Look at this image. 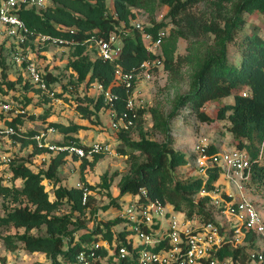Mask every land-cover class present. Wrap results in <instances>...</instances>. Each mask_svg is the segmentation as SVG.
Returning a JSON list of instances; mask_svg holds the SVG:
<instances>
[{"label": "trees", "instance_id": "obj_1", "mask_svg": "<svg viewBox=\"0 0 264 264\" xmlns=\"http://www.w3.org/2000/svg\"><path fill=\"white\" fill-rule=\"evenodd\" d=\"M51 1L52 4L44 9L22 7L19 16L36 33L74 41L68 46L70 54L66 63V68L71 71L70 85L84 83L90 90L94 84H101L103 90L118 95L111 106L102 90L99 89L97 95L86 92L76 105L83 118L101 124L102 111L108 110L111 117L113 110L118 114L126 110L129 94L116 79V62L124 70L136 72L144 61L157 57L147 50L143 32L134 24L139 10L153 16L159 7L167 6V17L172 26L162 45L164 68L171 73L170 80L188 81V89L177 91L174 95L169 111L157 104L145 108L140 103L134 124L129 129H113L117 133L119 153L128 155L129 169L119 182L120 199L112 198L103 206L105 210L119 206L125 195L136 194L144 187L153 198L168 202L176 209H187L189 214L197 210L209 216L207 205L211 197L202 196L196 202V195L202 188H214L221 168L209 167V178L205 184L201 174L178 178L176 169L186 165L188 158L174 147L172 124L183 108L196 113L201 121L212 122L214 118L203 107L209 101L228 97H232L233 101L218 108L216 118L227 122L236 141L234 148L251 153L253 163L249 182L258 181L264 187V155L257 158L264 141V28L252 25L248 20V15L253 13L264 14V0H113V11L107 0ZM165 25V21L158 22L152 17V26H145V29L156 36ZM112 34H118L123 41L120 57L115 62L96 55L93 57L87 40L91 37L107 39ZM180 38L187 41L185 54L176 53ZM4 41L0 43V53L3 49H13L14 52L15 45H9L5 38ZM47 47L43 43L30 44V51L39 68L36 54L38 57ZM0 62L3 64V61ZM182 68H185L186 76ZM0 72L1 94L12 93L20 97L21 88L32 94L30 96H47L26 75L11 79L4 68ZM41 72L50 87L59 78L51 71L41 69ZM246 90L248 95L243 94ZM55 96L61 97L63 93H55ZM27 98L23 106L25 109L31 102V97ZM25 113L11 114L12 117L3 119L5 125L17 130L18 134L11 136L29 155L15 157L9 162L11 184L4 183L5 177L0 176L3 208L0 213V237L9 250L22 245L30 252L45 253L51 264H72L77 253L100 234L112 239L119 218L106 221L97 218L100 207L96 206L92 191L100 185L91 184L84 178L83 187L68 186L63 183L60 171L71 159H80L82 169L92 166L102 153H95L91 158L70 155L67 151L53 154L47 147L38 145L34 138L39 131L37 128L20 131L23 125L20 118ZM50 113L45 110L41 115L42 126L55 127L60 135L58 142L86 146L78 135L84 128L82 123L50 119ZM146 113L151 115L152 131L163 135V141L152 138L144 131L142 119ZM31 118L34 119V115ZM134 126L140 131L138 139L131 137ZM209 151L214 152L216 148L211 146ZM45 153H52L46 167L34 168L38 164L35 159H42ZM101 184L109 187L108 182ZM84 187L88 189L85 202ZM12 228L16 231L5 232V229ZM33 230L38 233H33ZM248 241V244L233 250L227 246L220 255L236 257L241 254L245 260L249 249L256 246L257 238L249 233Z\"/></svg>", "mask_w": 264, "mask_h": 264}, {"label": "built area", "instance_id": "obj_2", "mask_svg": "<svg viewBox=\"0 0 264 264\" xmlns=\"http://www.w3.org/2000/svg\"><path fill=\"white\" fill-rule=\"evenodd\" d=\"M51 0H0V36L15 45L13 60L21 66L25 75L35 83L42 92L49 96L55 95L50 89L41 69L30 51L31 43L46 45L70 46L73 40L36 33L19 16L22 7L44 9L51 5ZM135 26L143 32L147 50L157 57L144 61L136 72L126 71L116 62V79L126 87L128 97L126 110L121 114L111 111V127L114 130L129 129L137 116L138 104L143 99L140 86L151 80L155 72L164 68L162 59L163 42L170 32L172 23L161 27L155 36L145 29L140 22ZM150 25L149 27H151ZM73 32V30H71ZM89 46H95V55L115 62L121 55L123 41L118 34L109 38L91 37L87 40ZM26 49V50H25ZM23 63H25L24 66ZM102 90L105 99L111 106L118 98L117 94L103 90L101 84H94ZM244 91V95H248ZM25 108L15 107L14 100L0 93V113L17 115L25 113ZM0 132L6 135L18 134L17 130L3 125ZM53 126L39 130L34 138L40 147H47L51 152L67 151L78 157H93L95 153L112 152L109 142L94 141L86 146L76 144L53 143L48 140L49 134L56 133ZM197 162L204 184L209 178V167L219 166L221 173L212 190L200 189L196 202L202 196H210L207 205L209 216L194 210L191 214L187 209H176L172 204L159 198H153L146 188H141L136 194H127L120 200L118 209L119 223L114 228V237L106 238L103 234L81 249L72 264H264V218L252 199L243 191L244 184L252 176V157L246 149L230 148L210 152L206 141L196 145ZM264 155V141L261 143L258 159ZM49 156H44L47 160ZM9 164L10 157H4ZM235 184L231 193L221 188L220 180ZM78 187H83L78 183ZM83 202L87 199L88 189L84 187ZM224 217L231 225L222 223ZM257 238L255 247L249 249L245 260L242 255H223L221 251L227 246L233 250L249 243L248 234Z\"/></svg>", "mask_w": 264, "mask_h": 264}, {"label": "rangeland", "instance_id": "obj_3", "mask_svg": "<svg viewBox=\"0 0 264 264\" xmlns=\"http://www.w3.org/2000/svg\"><path fill=\"white\" fill-rule=\"evenodd\" d=\"M109 8L113 11V0H107ZM152 17L160 21H165L169 24V18L167 17V6L159 7L153 16H151L145 10H139L136 22H140L144 26L149 27L152 25ZM250 24L257 25L264 28V14L253 13L248 15ZM170 25V24H169ZM4 38L0 36V43H4ZM187 41L180 38L178 41L177 54H185ZM90 54L95 57V46L91 47L88 45ZM234 50V48H232ZM70 54L69 47L60 45H48L47 49L42 51L36 58L42 70L46 72L51 71L57 77V80L52 82L50 87L55 93H63V96L57 97L53 95L42 96L41 94H32L24 89H20V97H15L12 93L6 95L7 98L13 99L15 107L23 108L25 103L28 101L27 97H31V102L26 109L23 120V125L20 131H25L28 128L34 127L37 129H44L42 126L41 115L45 113V110H49L51 113L50 119L60 120L64 123H70L72 121L80 122L84 125L86 134L81 131L84 138L88 135H94V139L97 137L100 140L106 142L110 139L112 145V152L102 153L99 160L92 166L82 169L81 161L79 163L70 160L60 171V177L68 186H78V183H84V178L91 184L100 185L95 191H92L94 195V202L96 206L100 207L97 214L98 219L109 220L118 215L119 210L111 207L104 209L103 206L107 205L112 198L120 199V187L119 182L124 174L129 169V162L127 160L128 155H122L119 153L117 147L119 145L117 133L112 129L111 117L108 110L102 111L101 113V124H95L91 121L82 117L80 112L76 109V105L80 97H84L86 92H90L92 95H97L98 88L93 87L90 90L87 89L84 83L78 86L70 85L69 79L71 78V71L66 68ZM0 71L2 68L6 71L11 79H17L19 75L25 76V72L19 67L13 60V49H3L0 53ZM184 76H186L185 68H182ZM1 73V72H0ZM171 73L165 69L160 68L155 72L154 77L151 80L145 81L144 90L145 93L142 97V107L148 108L150 105H159L165 110L171 109L172 100L177 91H186L188 89V81H176L170 80ZM92 90V91H91ZM27 93V96L24 94ZM46 94V93H45ZM50 97V100H46ZM22 99V100H21ZM233 101L232 97L225 99L209 101L203 107L204 111L211 115L214 120L212 122L201 121L197 114L191 111L189 108H183L179 115L175 117L172 124V139L174 147L180 151H183L188 158V163L184 166L176 169V175L178 178L197 177L200 175V168L197 162L196 145L202 141H206L209 146H214L217 150L230 149L236 147L235 139L230 133L227 122L216 118L217 110L224 103ZM34 115V119L31 116ZM12 117L9 113L0 114V129L3 128L4 118ZM143 120V129L147 135L160 141L164 140L163 135L160 133H154L151 129L152 118L149 113H146ZM8 121V120H7ZM8 123V122H7ZM101 132V133H100ZM107 133L108 137L102 133ZM56 134L48 137L51 142L59 144ZM98 135V136H97ZM140 136L139 128L134 126L131 137L138 139ZM115 137V138H114ZM29 152L26 149L21 148V144L16 142L11 135H6L0 132V176L3 175L5 178L4 183L11 184L9 165L5 164L4 157H15L25 156L27 157ZM36 157H34L35 159ZM44 161L43 158H36L34 168L46 167L48 158ZM107 180V181H105ZM103 182H108L109 187H104ZM221 188L224 191L234 193L235 184L220 180ZM243 191L246 196L254 201L259 212L264 218V187L258 181L247 182L244 184ZM68 209V208H67ZM2 197L0 196V213H2ZM222 223L227 224V227L231 225L224 217L220 218ZM91 225L92 222H89ZM16 231L15 229H5V232ZM83 231V230H81ZM80 231V232H81ZM78 232V233H80ZM33 233H38L37 230H33ZM43 233V232H42ZM0 264H51V260L46 256L45 253L41 252H30L20 245L15 250H9L6 248L3 239L0 237Z\"/></svg>", "mask_w": 264, "mask_h": 264}, {"label": "crops", "instance_id": "obj_4", "mask_svg": "<svg viewBox=\"0 0 264 264\" xmlns=\"http://www.w3.org/2000/svg\"><path fill=\"white\" fill-rule=\"evenodd\" d=\"M144 83H143V85H141L140 86V89L142 90V94L144 95V93H145V90H144ZM44 128V127H43ZM38 130H40V129H38ZM81 131H83L84 132V134H86V130H84V129H82V130H80V132H79V137H80V140H81V142L84 144V145H88V144H90V143H92V142H94V141H103V140H100L98 137L96 138V139H94V135H88L87 136V138H84V134L82 135V133H81ZM101 133V132H100ZM104 135H105V137H108V135H107V133H105V132H102ZM54 134V133H53ZM53 134H49V136H51V135H53ZM56 134V133H55ZM87 135V134H86ZM98 136V135H97ZM56 138H60V135L58 134V132H57V135H56ZM109 138V137H108ZM115 138V137H114ZM106 140H108L107 142H109V143H111V140L110 139H106ZM105 141V140H104ZM114 141H116V139L114 140ZM112 144V143H111ZM110 144V145H111ZM112 146V145H111ZM217 151H219V150H217ZM53 154H55V153H53ZM51 155H52V153H45L44 154V156H49L48 157V161H49V159H50V157H51ZM43 156V157H44ZM42 157V158H43ZM71 160H73L74 162H76V163H79L80 162V159L79 160H74V159H71ZM44 161H46V160H44ZM220 183V182H219Z\"/></svg>", "mask_w": 264, "mask_h": 264}]
</instances>
